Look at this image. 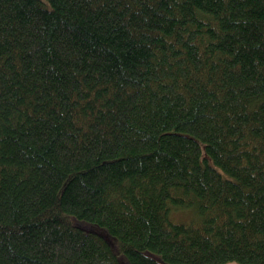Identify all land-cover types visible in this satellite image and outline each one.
I'll return each mask as SVG.
<instances>
[{"label":"trees","instance_id":"obj_1","mask_svg":"<svg viewBox=\"0 0 264 264\" xmlns=\"http://www.w3.org/2000/svg\"><path fill=\"white\" fill-rule=\"evenodd\" d=\"M0 264H264V0H0Z\"/></svg>","mask_w":264,"mask_h":264},{"label":"rangeland","instance_id":"obj_2","mask_svg":"<svg viewBox=\"0 0 264 264\" xmlns=\"http://www.w3.org/2000/svg\"><path fill=\"white\" fill-rule=\"evenodd\" d=\"M174 217L179 220H188L191 218V213L188 211H175Z\"/></svg>","mask_w":264,"mask_h":264}]
</instances>
